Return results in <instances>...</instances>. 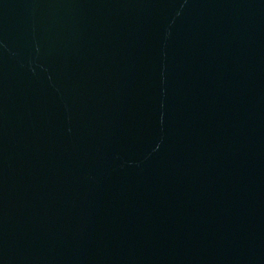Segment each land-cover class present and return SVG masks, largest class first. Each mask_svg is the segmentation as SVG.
<instances>
[{"label":"water","instance_id":"water-1","mask_svg":"<svg viewBox=\"0 0 264 264\" xmlns=\"http://www.w3.org/2000/svg\"><path fill=\"white\" fill-rule=\"evenodd\" d=\"M0 264H264V0H0Z\"/></svg>","mask_w":264,"mask_h":264}]
</instances>
